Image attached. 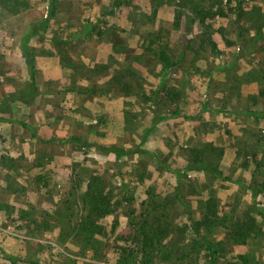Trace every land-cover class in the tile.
<instances>
[{"label":"rangeland","instance_id":"obj_1","mask_svg":"<svg viewBox=\"0 0 264 264\" xmlns=\"http://www.w3.org/2000/svg\"><path fill=\"white\" fill-rule=\"evenodd\" d=\"M27 1L0 13V264H141L130 249L160 224L175 259L195 242L200 194L226 218L198 225L221 244L213 264H264V0H59L46 30L49 0ZM27 56L35 95L2 105L29 88ZM205 143L223 149L224 176L188 168ZM92 177L112 214L75 240L60 221L84 216Z\"/></svg>","mask_w":264,"mask_h":264},{"label":"trees","instance_id":"obj_2","mask_svg":"<svg viewBox=\"0 0 264 264\" xmlns=\"http://www.w3.org/2000/svg\"><path fill=\"white\" fill-rule=\"evenodd\" d=\"M59 0H49V12L48 16L44 20V22L41 25V30H46L48 28L49 23L55 18V16L58 13V3ZM123 0L117 1V6L121 7L123 5ZM30 8V2L27 0H0V13L1 10H5L11 14H20L23 10ZM201 14V13H199ZM39 29V30H40ZM210 46L213 52L219 53L217 44L213 41L210 42ZM160 59L164 64L165 69H171L175 67V64L171 61L170 57L167 53L162 52L160 54ZM27 63L29 67V73H30V80L31 83L27 88V91H22L18 94L11 93L4 97L2 101V105H6L10 102H25L29 103L30 99L35 95V92L37 91L36 86V78H35V65L34 61L31 57L27 56ZM3 121V118L0 117V122ZM73 142L75 143H81L82 141L73 138ZM100 149H102L105 152L113 153L117 157L124 156L125 154H130V152L123 151L122 149L112 147V146H98ZM137 153L136 151L134 154ZM191 154V160H189L188 168L197 172H210L212 174H215L217 176H224V173L214 164L215 159L223 154V149L219 146L213 144V143H205L204 145H201L200 148H191L190 149ZM40 182L43 184V186L48 187V181L43 177H41ZM255 196L260 192L258 190H254ZM180 191L176 193V198H180ZM199 203L201 205V219L197 220L198 224H196L195 220V226L193 228L194 232V239L195 242H193L192 247H189L188 245L183 248L176 247L180 254L177 256V258L173 259L172 257V251L170 248H168L167 245L160 243L163 238L164 240H167L164 233V228H162L161 224L157 229V234L154 233L156 236H149L144 237L146 241L144 240L145 245L140 247V249H137V247H134L130 249L131 254H138L143 253L147 256L148 260L143 261L141 264H154V258L155 254H157V264H201L199 263L202 250L207 251L210 254V257L207 260H205L206 264H213L215 260L218 258V254L221 250V244L217 241H214L212 239H209L201 234V232L198 230V225H209V226H216L219 224H222L225 226L226 224V218L224 217L225 213L221 214L220 206L218 198L215 195H205L200 194ZM83 205L85 206L84 209V216L78 219L77 224H73L72 218L69 216L63 220H59L63 226L72 232V236H74L75 240L80 239L81 237L89 238L93 234L97 232L98 228V220L102 217H105L109 214H112V197L110 195V192L107 191V185L104 183L103 180H101L98 177H92L91 181L88 183V187L86 190V195L83 197L82 200ZM184 205L185 202L183 203ZM73 209V206L70 205L68 207V212ZM190 219L194 222V219L189 214ZM157 220L160 222L169 223V220L167 218L166 214H163L159 217H157ZM241 224H244V220L241 221ZM245 226H248L247 224ZM243 230L246 232V228H243ZM84 234V236H82ZM231 236L234 235L233 232L229 233ZM153 238V239H150ZM157 239V249L152 248V250L148 251L146 250V247H150L151 242ZM160 239V240H159ZM159 240V241H158ZM136 243H134L135 245ZM148 245V246H146ZM138 246V244H137ZM202 246V248H201ZM200 247V248H199ZM202 249V250H201ZM124 249L123 251H125ZM203 258V257H202ZM207 259V257H206ZM30 264H39L37 262L28 261Z\"/></svg>","mask_w":264,"mask_h":264}]
</instances>
